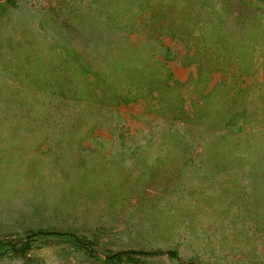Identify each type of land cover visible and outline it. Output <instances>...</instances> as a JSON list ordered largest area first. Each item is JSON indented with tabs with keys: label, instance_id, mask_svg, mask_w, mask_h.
Listing matches in <instances>:
<instances>
[{
	"label": "rangeland",
	"instance_id": "374dc122",
	"mask_svg": "<svg viewBox=\"0 0 264 264\" xmlns=\"http://www.w3.org/2000/svg\"><path fill=\"white\" fill-rule=\"evenodd\" d=\"M0 264H264V0H0Z\"/></svg>",
	"mask_w": 264,
	"mask_h": 264
}]
</instances>
